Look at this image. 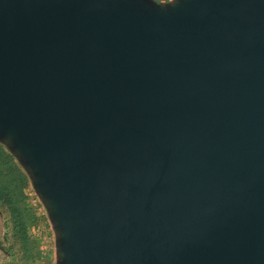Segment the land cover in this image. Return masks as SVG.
<instances>
[{
	"label": "water",
	"instance_id": "water-1",
	"mask_svg": "<svg viewBox=\"0 0 264 264\" xmlns=\"http://www.w3.org/2000/svg\"><path fill=\"white\" fill-rule=\"evenodd\" d=\"M70 264H264V0H0V134Z\"/></svg>",
	"mask_w": 264,
	"mask_h": 264
},
{
	"label": "rangeland",
	"instance_id": "rangeland-1",
	"mask_svg": "<svg viewBox=\"0 0 264 264\" xmlns=\"http://www.w3.org/2000/svg\"><path fill=\"white\" fill-rule=\"evenodd\" d=\"M154 7L176 8L185 0H147ZM0 142L11 152L27 175L26 199L17 202L18 175L8 174L0 163V264H70L67 230L55 203L46 192L37 166L28 152L8 132ZM10 173V172H9ZM10 190V191H9ZM12 197V198H10ZM9 201H14L9 204Z\"/></svg>",
	"mask_w": 264,
	"mask_h": 264
},
{
	"label": "trees",
	"instance_id": "trees-1",
	"mask_svg": "<svg viewBox=\"0 0 264 264\" xmlns=\"http://www.w3.org/2000/svg\"><path fill=\"white\" fill-rule=\"evenodd\" d=\"M0 163L4 165L6 173L11 175L12 174L18 175L19 183L18 185H16L15 189H19L18 196L20 198H18L17 202L19 201L22 202L24 199H26L24 187L26 185L27 175L25 174V171L16 162L14 155L11 152H9L1 142H0ZM0 172L4 173V171L1 169V165H0ZM13 202L14 201H9L8 203L12 204Z\"/></svg>",
	"mask_w": 264,
	"mask_h": 264
}]
</instances>
